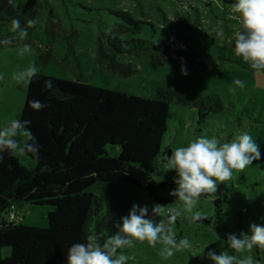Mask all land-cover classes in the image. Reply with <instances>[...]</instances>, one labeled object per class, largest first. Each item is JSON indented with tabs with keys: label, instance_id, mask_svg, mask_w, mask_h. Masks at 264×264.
Wrapping results in <instances>:
<instances>
[{
	"label": "trees",
	"instance_id": "1",
	"mask_svg": "<svg viewBox=\"0 0 264 264\" xmlns=\"http://www.w3.org/2000/svg\"><path fill=\"white\" fill-rule=\"evenodd\" d=\"M107 13L113 19L96 37V61L107 70L114 71V64L123 67L117 60L123 56L146 55L152 67L168 61L187 67L202 60L169 35L159 41L138 37L143 22L125 11ZM13 19H19L21 27L28 20L37 21L28 28V37L22 42L36 41L41 62L53 51L59 61L68 60L77 66L72 44L76 34L61 29L48 0H0V40L14 35L9 31ZM3 46L0 44V50ZM49 79L55 86L53 90L44 88ZM33 100L45 107L32 109L29 102ZM169 103L195 109L198 122L223 108L213 93L194 98L186 92L157 87L155 97L147 98L127 94L121 85L99 87L41 74L27 83L23 105L14 119L31 121L28 127L39 145V159L31 154L14 157L5 152L0 162V264H67V251L73 244L85 242L90 234L103 240L116 232L114 222L128 214L129 200L115 194L95 195L87 190L95 182L128 183L142 189L156 203H168L174 181L158 177L170 173L159 168L171 153L168 146L161 148ZM262 109L256 114H262ZM253 121L263 123L258 117ZM157 186H167L168 192L159 197ZM224 202L225 198H212L213 212L203 214L207 217L203 221L192 222L203 231L240 230L238 223L221 221ZM26 204L48 207L45 227L9 220L10 212ZM183 217L173 226L176 235L189 225ZM148 218L157 222L160 219L152 217L151 210ZM207 249L204 247L205 256ZM250 256L254 262L264 264V249L254 247ZM205 261L213 264L208 256H195L192 264Z\"/></svg>",
	"mask_w": 264,
	"mask_h": 264
},
{
	"label": "rangeland",
	"instance_id": "2",
	"mask_svg": "<svg viewBox=\"0 0 264 264\" xmlns=\"http://www.w3.org/2000/svg\"><path fill=\"white\" fill-rule=\"evenodd\" d=\"M54 17L61 29L67 34L74 32L76 40L72 43L77 58L73 67L68 60L59 61L53 51L40 61L35 49L36 41L24 43L14 40L0 50V128L13 120L21 109L27 82L17 84L12 76L34 64L38 74L53 76L64 80H78L99 87L121 85L127 94L155 97V89L163 87L177 92H186L194 98L207 94H216L223 108L198 122L197 111L180 104L169 103L165 117V131L161 148L168 146L170 151L197 137L217 138L222 143L231 141L241 132L249 133L260 145L261 160L254 161L243 171H234L232 177L210 197L200 198L196 209L204 215L214 210L212 198H225L222 205L221 221L228 225L238 223L241 229L235 232H219L212 229L203 231L191 220L192 213H183L189 225L176 235L177 240L187 238L189 249L175 252L168 259L160 256L162 245L150 247L146 242H134L133 247L122 251L129 259L126 264H192L195 256L205 258L204 247L215 250L217 254L227 250L239 258L250 256L251 252L235 253L227 248L226 234L248 233L250 223H264V70L256 72L250 69L241 58L234 54V34L238 30V21L230 11L232 4L220 0H48ZM109 10L125 11L135 19L142 21L138 37L159 41L169 35L173 41L181 44L202 60L184 67L173 62L152 67L149 57L141 55L117 58L123 67L114 64V71L105 69L96 61V37L105 23L113 19ZM35 15H38L36 10ZM217 29L224 32L223 38L217 36ZM23 44H29L32 51L23 56L19 54ZM45 50L44 48L41 49ZM182 68L187 75H182ZM241 79L244 88L234 84ZM263 110L262 114L256 111ZM258 117L263 123H255ZM171 155V153H170ZM160 169L168 171L165 164ZM176 173H164L160 180L174 181ZM95 195L115 194L129 200V210L133 204L148 206L165 205L164 212L170 207H180L175 197L168 196V203H156L145 192L128 183L95 182L87 189ZM159 197L168 192L167 186H157ZM47 206L23 205L15 208V219L24 225L46 226ZM193 233V234H192ZM6 252V249H2ZM206 264L207 261H205Z\"/></svg>",
	"mask_w": 264,
	"mask_h": 264
},
{
	"label": "clouds",
	"instance_id": "3",
	"mask_svg": "<svg viewBox=\"0 0 264 264\" xmlns=\"http://www.w3.org/2000/svg\"><path fill=\"white\" fill-rule=\"evenodd\" d=\"M230 11L239 24L233 38L235 56L256 72L264 70V0H235ZM36 23L34 19L28 20L26 26L21 27L19 19L11 20L9 31L14 35L0 40V44L11 45L17 38L26 40L28 28ZM217 36L223 38L222 29H217ZM31 51L29 44H23L19 54L23 56ZM37 74L38 69L32 64L14 73L12 79L17 84L31 83ZM187 74V70L182 68V75ZM3 78L0 76V79ZM234 84L245 87L241 79L234 80ZM54 87L52 80L45 81V90H53ZM29 106L34 110L45 107L36 100L30 101ZM30 124V120L13 119L0 128V162L5 152L14 157L31 154L39 159V145L28 127ZM261 158L260 145L247 132H241L231 141L223 143L217 138L201 136L186 146L175 148L166 158V167L176 173L173 178L175 188L169 195L180 202V207H170L165 213V205L153 204L151 216L160 217L157 222L148 218L147 205L133 204L127 215L114 222L117 231L111 236L102 240L101 236L90 234L85 242L73 244L67 251V264H126L129 257L122 250L133 247L137 241L146 242L151 247L162 245L159 254L164 259L189 249L191 244L186 237L176 238L173 226L177 220L184 218L183 213H192L193 222L206 219L200 211H194L201 196L217 193L218 186L228 181L234 171H243ZM225 243L235 253L251 252L254 247L264 249V223H250L248 233L226 234ZM207 256L213 264H259L252 256L239 258L227 250L219 254L209 250Z\"/></svg>",
	"mask_w": 264,
	"mask_h": 264
},
{
	"label": "built area",
	"instance_id": "4",
	"mask_svg": "<svg viewBox=\"0 0 264 264\" xmlns=\"http://www.w3.org/2000/svg\"><path fill=\"white\" fill-rule=\"evenodd\" d=\"M15 215H16V212L15 211L14 212L13 211L10 212L9 215H8L9 220L15 219Z\"/></svg>",
	"mask_w": 264,
	"mask_h": 264
}]
</instances>
